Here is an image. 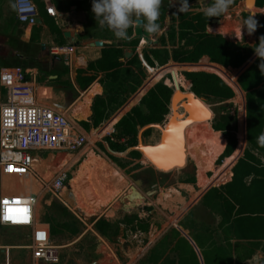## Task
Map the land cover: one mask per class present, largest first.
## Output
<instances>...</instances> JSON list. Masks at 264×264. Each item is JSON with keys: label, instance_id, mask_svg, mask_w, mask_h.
<instances>
[{"label": "rangeland", "instance_id": "obj_1", "mask_svg": "<svg viewBox=\"0 0 264 264\" xmlns=\"http://www.w3.org/2000/svg\"><path fill=\"white\" fill-rule=\"evenodd\" d=\"M49 1L57 9L55 18L64 20L62 30L69 32V28L74 27L76 33L72 39L61 40L48 26L44 31L41 26L22 24L16 16L15 0H0V74L5 69L20 68L24 80L41 87L39 102L67 111L77 128L87 114L86 106L95 97L104 95L111 108L108 118L96 129L86 131L81 127L87 138L84 145L72 152H46L39 158L41 168L34 166L44 177L58 170L67 172L64 188L57 195L45 193L36 205L37 223L49 230L51 244L58 247L56 264H180L178 259L183 257L190 264H197L190 246L188 249L187 245L169 246L173 239L180 238L176 225L181 216L185 219L180 223L200 241L202 246H198V253L207 264L264 263V254L260 252L253 263L246 262L264 243L229 242L235 238L229 225L221 220L219 205L202 201L209 190L227 182L208 186L207 178L212 177L223 162L217 164L226 144L223 134L212 126L220 115L229 112L236 117L238 135L243 102L246 112V92L244 98L234 92V98L228 101L198 98L194 102L196 107L190 104L189 110L192 114L198 111L201 119L193 118L188 122L187 133H184L187 147L180 145L185 152L174 154L173 161H167L161 150V154L146 155L145 130L139 126L136 137L144 153L140 158H130L127 151L110 153L107 150L110 147L107 139L118 130L117 122L133 107L140 106L151 87L162 83L176 90L178 78L181 86L188 88L181 81L183 72L211 68L202 60L190 64L172 59V51L181 42L178 37L180 19L203 12L205 0H188L190 8L186 12L178 11V0L171 3L164 0L157 21L160 31L152 34L145 44L143 38L134 37L135 24L128 29L126 40L118 39L109 29L99 30L91 11V0L80 5L63 0ZM33 2L36 4V0ZM36 6L42 11L41 4ZM77 10L79 12L72 16L73 25L68 24L65 18ZM251 14H255L254 18L257 14L264 15V7L257 8L247 0H234L228 12L212 20L206 32L252 46L255 33L249 35L241 30L242 21ZM96 39L104 41L108 48L120 50V65L114 71L96 73L84 68L82 60L88 65V59L79 51ZM119 42H122L121 47ZM149 49L166 51L168 56L161 66H151L154 68L151 72L143 57V51ZM257 58L254 52L240 68L229 72L238 77ZM173 70L177 72H171ZM6 93L0 85V103ZM108 94L113 95L108 98ZM176 115H168L164 129L173 132L177 128L180 121ZM242 142L245 145L236 163L251 149L248 142ZM253 152L261 158L257 151ZM68 156H72L71 159L61 167ZM35 189L34 184L25 188L20 179L0 175V195L26 194L27 190ZM100 219L110 223L103 232L95 225ZM1 240L4 242H0V264H35L26 246L29 235L25 229L0 225Z\"/></svg>", "mask_w": 264, "mask_h": 264}, {"label": "trees", "instance_id": "obj_2", "mask_svg": "<svg viewBox=\"0 0 264 264\" xmlns=\"http://www.w3.org/2000/svg\"><path fill=\"white\" fill-rule=\"evenodd\" d=\"M255 6L263 8L264 0H256ZM219 18H207L203 12H198L186 19H180L178 37L181 42L179 47L172 51V59L179 63H196L202 60V63L211 68H204L208 71L183 72L181 81H184L188 88L182 87L178 78L176 90L162 83L151 87L141 99L140 106L133 107L117 122L118 130L107 139L110 146L107 150L110 153L114 150L127 151L130 158H140L141 152L136 137V128L139 126L145 130L147 146L166 152L162 154L167 159H172L175 144L187 147L184 133H187L188 122L193 118L201 119L198 117V111L192 114L189 110L190 104L194 105L198 98L228 101L234 98V92L244 98L246 92V112L243 102L239 134L236 135V117L229 112L220 115L212 126L215 131L223 134L226 144L217 164L223 162L215 169L213 176L207 178L208 186L229 178L230 180L209 190L203 197V202H215L219 205L220 217L225 225H229L234 238L242 243H264V147L257 141L259 135L264 132V73H261L258 67L261 60L257 58L238 77L229 72L240 68L254 54L259 37L264 35V27L257 28L255 44L250 46L230 41L221 34L207 33L206 27L212 20ZM255 19L264 25V15L257 14ZM47 23L50 31L59 34L62 40L63 34L55 22L50 20ZM173 33L175 37V31ZM186 45L189 47L185 48ZM79 52L88 59L87 71L90 72H110L120 65L118 59L121 53L116 48L104 47ZM143 54L150 72L154 70L152 67L161 66L168 58L167 52L160 49L144 50ZM111 95L113 94H108L107 97ZM103 97L105 96L95 97L86 106L87 114L80 123L86 131L96 129L108 118L111 108ZM169 114H177L180 121L173 132L164 129ZM242 140L248 142L251 149H247L236 163L245 145ZM253 150L257 151L261 158ZM156 154L161 153L153 151L151 155ZM111 155L109 154V157L112 158ZM71 157L68 156L61 167ZM35 166L41 168L39 161ZM95 225L103 232L110 223L100 219ZM186 248L188 249V246ZM261 250H264V246Z\"/></svg>", "mask_w": 264, "mask_h": 264}, {"label": "built area", "instance_id": "obj_3", "mask_svg": "<svg viewBox=\"0 0 264 264\" xmlns=\"http://www.w3.org/2000/svg\"><path fill=\"white\" fill-rule=\"evenodd\" d=\"M45 10L51 17L57 15L52 5ZM15 12L19 22L36 24L38 8L33 0H15ZM0 85L7 91L0 103V175L20 179L25 188L36 187L26 194L0 195V225L30 228L27 247L33 262L56 264L58 247L51 244L49 230L37 223L36 205L45 193L57 195L64 188L67 172L58 170L44 177L34 166L46 152H72L84 145L86 134L73 125L67 111L40 103L35 82L24 80L20 68L2 72Z\"/></svg>", "mask_w": 264, "mask_h": 264}, {"label": "clouds", "instance_id": "obj_4", "mask_svg": "<svg viewBox=\"0 0 264 264\" xmlns=\"http://www.w3.org/2000/svg\"><path fill=\"white\" fill-rule=\"evenodd\" d=\"M171 2L172 0H169V3ZM233 2L234 0H205L203 15L207 18L221 17L228 12ZM163 3L164 0H91V11L101 28L107 26L120 39L127 36L128 29L134 24L149 34L158 33L160 25L157 21ZM189 8L188 0H179V12H186ZM254 16L255 14L249 15L241 24V30H246L249 35L255 33L258 27H264ZM254 52L261 60L258 67L261 73H264V35L259 37ZM257 141L264 147V132L259 135Z\"/></svg>", "mask_w": 264, "mask_h": 264}, {"label": "crops", "instance_id": "obj_5", "mask_svg": "<svg viewBox=\"0 0 264 264\" xmlns=\"http://www.w3.org/2000/svg\"><path fill=\"white\" fill-rule=\"evenodd\" d=\"M64 2H68V4H76V5H80V4H83L84 3V1L85 0H63ZM41 4L42 5V11L40 10V11H38V17L41 19V23H39V24H35V25H28V26H37V27H42L43 28V30L45 31V29H48L47 28V21H50V20H53L54 22H55V25H56V27H58V29L62 32V34H63V38L64 39H72V35L74 36V34L76 33L75 32V29H73L74 27H70L69 28V32L67 31V30H62V24L64 23V20L62 19V17H58V19L57 18H53V17H51V16H49L48 14H47V12H46V10H45V7L46 6H50L51 5V3H50V1L49 0H36V4ZM70 5V6H71ZM54 6V5H53ZM55 7V6H54ZM76 7V6H75ZM258 8V7H257ZM56 9V8H55ZM57 10V9H56ZM79 11L77 10L76 12H72V15L70 16H67L66 18H65V21L68 23V24H70L71 23V25H73V19H72V16H74V15H76L77 13H78ZM46 17V18H45ZM45 18V19H44ZM23 24V23H22ZM25 25H27V24H25ZM76 25H78V24H76ZM70 26V25H69ZM105 27H107V26H105ZM105 27H103L102 29H108V28H105ZM72 29H73V31H72ZM101 29V27L99 28V30ZM98 30V31H99ZM106 31V30H105ZM133 31H134V28H133ZM65 32H68L69 34H70V37H64V33ZM75 32V33H74ZM104 32V31H103ZM98 38H100V37H98ZM97 40H99V39H96V40H94L93 42H90L89 44H88V46L85 48V50L86 49H98V48H104V47H106V46H104V41H102V40H99V41H102L103 42V46L102 47H96V46H92L91 44H93L95 41H97ZM78 47V46H77ZM121 47V46H120ZM82 49V48H81ZM82 51H83V49H82ZM81 56H83V55H81ZM84 58H86L85 56H83ZM82 63L84 64V68L86 69V68H88V65L86 64V62H85V60L83 59L82 60ZM190 64H194V63H190ZM6 70V69H5ZM4 70V71H5ZM124 112V111H123ZM123 112L118 116V118L116 119V120H118L119 119V117L123 114ZM115 120V121H116ZM142 155V154H141ZM230 177H231V175H230ZM230 180V178L228 179V180H225V181H229ZM204 197V196H203ZM203 197H202V201H203ZM38 204V203H37ZM185 217V216H184ZM183 216H181L180 218L181 219H178V221H179V224H177L176 225V227H177V231L180 233V238H177V239H173V242H172V244L171 245H169V246H177V247H180V246H185V245H187V246H190V250H192V252H194L195 253V255H196V258H197V264H207L206 263V260H204L202 257H201V255L198 253V251L200 250V248L198 247V246H202L201 244H200V241L198 240V238L193 234V233H191L189 230H186L185 228H184V224L183 223H180V222H183V220L185 219ZM175 220V219H174ZM221 220H222V218H221ZM176 222V220L174 221V224H176L175 223ZM13 224H20V222H17V221H14L13 222ZM3 226V225H2ZM11 227H15V226H11ZM15 228H20V227H15ZM21 228H23V229H25L27 232H28V235H29V244H30V236H31V229L30 228H28V227H21ZM8 238H6V239H4V240H7ZM4 240H1L0 242H4ZM226 240V239H225ZM233 240H235V241H239L238 239H230V240H228L229 242H231V241H233ZM227 241H224L223 243H226ZM29 244L28 245H26V246H29ZM16 246V245H15ZM27 249H28V247H27ZM29 250V249H28ZM30 251V250H29ZM262 251V252H261ZM258 252H260V253H262V254H264L263 252V250H260L259 251V249L258 250H256L252 255H250V257H247V259H246V262H248V263H253V260H254V258L258 255ZM199 255V256H198ZM183 257V256H182ZM178 262L180 263V264H188L189 262H187V261H185V258L183 257L182 259H178ZM161 262H159V264H160ZM176 264H178V263H176ZM190 264V263H189ZM261 264H264V263H261Z\"/></svg>", "mask_w": 264, "mask_h": 264}, {"label": "water", "instance_id": "obj_6", "mask_svg": "<svg viewBox=\"0 0 264 264\" xmlns=\"http://www.w3.org/2000/svg\"><path fill=\"white\" fill-rule=\"evenodd\" d=\"M247 1H252V4H254L255 5V1L256 0H247ZM178 3H179V0H178ZM248 3V2H247ZM36 23L37 24H39V23H41V19L39 18V17H37V19H36ZM152 34H149V33H147L143 28H141V27H137V26H135V28H134V37L135 38H144V37H146V38H150V36H151ZM64 37H70V34L68 33V32H65L64 33ZM149 41V40H148ZM92 46H96V47H102L103 46V42L102 41H99V40H97V41H95L93 44H91ZM118 46H122V42H119L118 43ZM43 49H44V47H43ZM126 55H128V54H126L125 53V56ZM242 73V72H241ZM240 73V74H241ZM239 74V75H240ZM197 100V99H196ZM165 131H169V130H167V129H165ZM139 143V142H138ZM139 149L141 150L142 149V145L139 143ZM144 148V147H143ZM144 150H146V151H144L145 153H146V155L147 156H150L151 154H152V152L153 151H156V152H159L160 153V149H156V150H153V149H151L150 147H145V149ZM162 151V150H161ZM141 152V151H140ZM163 152V151H162ZM172 152H173V156H174V154H176V153H183V152H185V149L184 148H182V147H180V145H178V144H175L174 146H173V149H172ZM164 154H166V152H163ZM141 154H144V153H142L141 152ZM172 156V157H173ZM173 160H174V158H172ZM172 159H166L167 161H171ZM172 160V161H173Z\"/></svg>", "mask_w": 264, "mask_h": 264}, {"label": "bare ground", "instance_id": "obj_7", "mask_svg": "<svg viewBox=\"0 0 264 264\" xmlns=\"http://www.w3.org/2000/svg\"><path fill=\"white\" fill-rule=\"evenodd\" d=\"M248 3L250 2V1H247ZM252 2V1H251ZM146 38V37H145ZM148 39V38H147ZM36 93H37V99H38V101H39V98L41 97V95H42V89H41V87L40 86H36Z\"/></svg>", "mask_w": 264, "mask_h": 264}, {"label": "flooded vegetation", "instance_id": "obj_8", "mask_svg": "<svg viewBox=\"0 0 264 264\" xmlns=\"http://www.w3.org/2000/svg\"><path fill=\"white\" fill-rule=\"evenodd\" d=\"M133 33H134V32H133ZM126 39H128V38H124V40H126ZM124 40H123V41H124ZM148 40H149V39H147V38L144 37L142 43H143V44L148 43Z\"/></svg>", "mask_w": 264, "mask_h": 264}]
</instances>
